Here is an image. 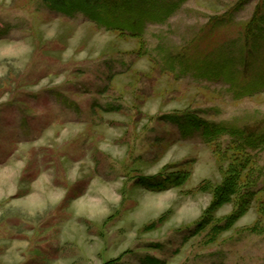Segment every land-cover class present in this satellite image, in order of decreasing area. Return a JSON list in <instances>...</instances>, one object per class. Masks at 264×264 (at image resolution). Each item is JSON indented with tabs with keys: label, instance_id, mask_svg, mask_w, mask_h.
Instances as JSON below:
<instances>
[{
	"label": "rangeland",
	"instance_id": "374dc122",
	"mask_svg": "<svg viewBox=\"0 0 264 264\" xmlns=\"http://www.w3.org/2000/svg\"><path fill=\"white\" fill-rule=\"evenodd\" d=\"M74 1L0 0V264H264V143L179 123L264 134V0Z\"/></svg>",
	"mask_w": 264,
	"mask_h": 264
},
{
	"label": "trees",
	"instance_id": "16d2710c",
	"mask_svg": "<svg viewBox=\"0 0 264 264\" xmlns=\"http://www.w3.org/2000/svg\"><path fill=\"white\" fill-rule=\"evenodd\" d=\"M46 3H51L55 5L56 7H61L65 5V2L68 0H42ZM84 1L83 7H89L87 6V0H80V3ZM130 0H94L92 2V7L95 9V14L97 15L98 19H94L97 23L101 25H105L108 27H115V24H117V27L122 28L125 26L123 21L120 19V17L123 16V14H126L125 11H131L132 6L127 7V4ZM90 3V2H89ZM74 5L79 6V0H75L73 2ZM115 27V28H117ZM121 28V29H122ZM133 27L129 28L132 29ZM229 71V70H228ZM226 74V69L223 71V75ZM226 76V75H225ZM229 76L226 77L227 82L229 81ZM231 87H233V82H231ZM179 123L180 128L183 130V132L188 131H194V132H201L204 140L208 142V140H212L217 137H223V136H232L236 137L237 140H239L242 144V146L245 145V147L253 148L255 146H258L260 144L264 143V134L262 135H255L254 131H250L249 128L247 129H237V128H228L226 126H223L221 124H215L212 122L204 121L201 119H197V117L189 116L188 114H185L184 116L180 117ZM241 146V147H242ZM252 150V149H251ZM163 174H160L162 176ZM235 171H232L231 169H228V173L226 178H224L223 183L219 186H216L214 188V191L212 192V201L209 204V206L205 209L203 212L202 217L197 222V231L203 230L212 220L214 211L222 206V204L230 203L231 196L236 195L238 192V188L235 187L236 180ZM183 180L178 175L170 174L167 176H162L160 180L154 181V178L145 179V182L143 179L141 181L144 183L143 185L146 186L151 191H164L171 187H176L180 183L179 181ZM206 188V187H204ZM241 212L237 211L235 214L229 215L227 219V223H225L224 228L215 227L213 228V232H216L217 229L219 230H226L227 227H230L234 221L237 218V215H239ZM154 264H159V261L153 260Z\"/></svg>",
	"mask_w": 264,
	"mask_h": 264
}]
</instances>
